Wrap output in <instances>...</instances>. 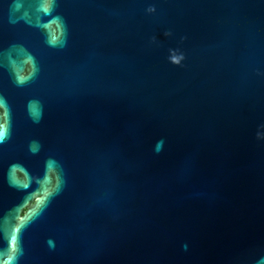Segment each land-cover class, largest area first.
I'll use <instances>...</instances> for the list:
<instances>
[{"label": "water", "instance_id": "95a60500", "mask_svg": "<svg viewBox=\"0 0 264 264\" xmlns=\"http://www.w3.org/2000/svg\"><path fill=\"white\" fill-rule=\"evenodd\" d=\"M0 264H264V0H0Z\"/></svg>", "mask_w": 264, "mask_h": 264}]
</instances>
